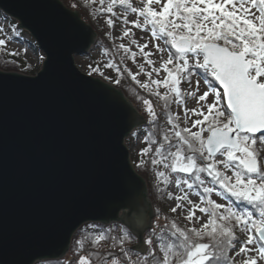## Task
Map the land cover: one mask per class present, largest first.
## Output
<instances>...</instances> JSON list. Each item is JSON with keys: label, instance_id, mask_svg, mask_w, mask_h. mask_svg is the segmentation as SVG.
<instances>
[{"label": "snow or ice", "instance_id": "obj_1", "mask_svg": "<svg viewBox=\"0 0 264 264\" xmlns=\"http://www.w3.org/2000/svg\"><path fill=\"white\" fill-rule=\"evenodd\" d=\"M98 2L101 15L108 14L109 28L115 26L113 17L131 25L121 38L128 37L138 52L124 43L117 48L130 54L133 63L137 55L144 63L136 64L135 73L126 70L163 102L167 127L159 126L152 101H142L147 106L142 123L155 131L145 135L149 146L141 155H151L140 166L150 162L164 169L156 178L181 193L166 194L175 202L171 213L182 215L186 223L181 226L165 215L161 225L156 210L154 225H128L117 253L96 261L81 256L76 264H264V0H138L140 6L132 0H109L106 6L105 0ZM117 6L122 17L114 11ZM129 12L134 19H128ZM133 28L147 34L148 41L132 39ZM10 42L0 38V48L7 49ZM23 52L26 57L28 49ZM7 55L17 58L20 51ZM153 55L158 59H151ZM10 63L16 65V59ZM106 67L120 73L114 63ZM161 72L163 78L152 79ZM140 74L148 80L141 83ZM6 81L0 79V84ZM185 84L192 90H183ZM173 104L182 116L171 111ZM133 237L135 247H125ZM106 238L103 232L97 234V241Z\"/></svg>", "mask_w": 264, "mask_h": 264}, {"label": "water", "instance_id": "obj_2", "mask_svg": "<svg viewBox=\"0 0 264 264\" xmlns=\"http://www.w3.org/2000/svg\"><path fill=\"white\" fill-rule=\"evenodd\" d=\"M0 11L45 56L36 76L0 70V264L64 259L88 223L153 224L126 145L146 117L74 63L97 31L61 0H0Z\"/></svg>", "mask_w": 264, "mask_h": 264}, {"label": "trees", "instance_id": "obj_3", "mask_svg": "<svg viewBox=\"0 0 264 264\" xmlns=\"http://www.w3.org/2000/svg\"><path fill=\"white\" fill-rule=\"evenodd\" d=\"M69 9L73 11H77L81 13V17L92 24L91 16L95 12V2L97 0H61ZM0 17L4 18L7 21L8 31L10 36H8L11 40H21L23 43L32 46L38 53L39 49L26 30L20 28L19 22L15 19L8 17L2 11H0ZM94 26V24H93ZM95 27V26H94ZM18 29L14 31L12 29ZM30 35V36H29ZM29 37V38H28ZM14 38V39H13ZM28 38V40H27ZM117 44L113 42V40H109L106 36L102 34H98V40L95 45L92 47L99 48L102 54L107 58L108 62H113V60L118 59L121 56L122 49L118 50ZM91 49V50H92ZM9 51L8 49L0 48V70L4 72H21L27 75L35 74V67L29 64L26 60L25 54L23 51H20V55L17 58L11 57L7 55ZM40 54V53H39ZM90 56V54H88ZM16 59V65L10 63L11 60ZM42 61V60H41ZM42 68V67H41ZM116 71V70H115ZM94 75L98 76L99 78L103 79L104 76L100 75L99 71H93ZM119 79L120 83L116 84L115 87L121 89L127 98H129L133 104L137 107L138 110L143 111L146 119H147V106L142 103L144 99H150L155 107V110L158 114V124L160 127H167V121L164 115L161 112L162 101H156V97L152 96L151 94L147 93L146 90L139 87V85L131 79L129 72L124 71L118 74L116 80ZM104 82H108L105 80ZM171 111L172 106H171ZM149 131H155V129L150 128L147 124L143 126L138 132L142 135L145 139V135ZM138 133V134H139ZM149 143L144 140V147H148ZM144 161H148L147 157L143 158ZM135 167L137 172L140 173L141 176L146 178V180H150L149 171H148V162L145 163L143 166H140L138 161H134ZM149 184V191H150V198L151 202L153 203L154 212L159 210L162 222V225L166 222L164 220V216L167 215L171 219H176L177 222L183 226V221L170 211L166 209V196H167V187L163 185V183L158 179L157 183L148 182ZM156 222V221H155ZM154 222V224H155ZM93 225L97 227H92ZM128 231L127 228L123 227L122 233L115 234L112 231V226L103 225L100 223H88L81 227L72 239V243L70 247V251L68 256L64 259L60 260H46L42 262H38L36 264H76V261L79 257L85 255L86 257H90L94 261L98 260L100 257L107 258V254L109 252L117 253L119 250L120 239L125 235V232ZM103 232L108 237L103 240L97 241V234ZM241 239H243V234L237 232ZM134 239H130L125 247H134ZM239 245H237L238 247Z\"/></svg>", "mask_w": 264, "mask_h": 264}, {"label": "rangeland", "instance_id": "obj_4", "mask_svg": "<svg viewBox=\"0 0 264 264\" xmlns=\"http://www.w3.org/2000/svg\"><path fill=\"white\" fill-rule=\"evenodd\" d=\"M90 1L93 2V0H90ZM94 2H95V12L91 16L92 24H90L87 21L86 22L89 25H91L97 31L98 34H102L103 36H106L109 40H113V42L115 44L119 45L121 43H124L126 46L131 47L133 51H137L138 52V49L134 45H130L128 37L121 38L123 29L125 27H129L130 28L131 25H123L122 22H121V19H119L117 17H113V19L115 21V26L112 27V28H109V26L106 24V19L108 18V14L105 13V14L101 15V13H100L101 6L99 5L98 0L94 1ZM108 2H109V0H105V6L107 5ZM132 2L134 4V6H140V4L138 3V0H132ZM114 11H116L118 13V16H120V17L123 16V13L121 12V9L119 8V6H117L114 9ZM127 15H128V19L129 20H132V19L135 18L134 14H131L130 12ZM93 24H94L95 27L93 26ZM0 29H4V32H0V38H5V37L8 38V36H10V35H8L9 31H8L7 21L4 18H1V17H0ZM109 32H111V36L107 35V33H109ZM132 32L134 33V35L131 38L132 39H136L138 43L143 44V43L147 42L148 39H149L148 35L143 33V32H141L140 30H137V29L133 28ZM28 38H27V40H28ZM9 40L11 41L9 43L8 47H7V49L9 51H13V50L23 51L24 48L28 49V52H27V55H26V60L29 62L30 65H32L36 69L35 70L36 71L35 74L28 75V76H36L39 73V71L41 70L43 61L45 60L44 54L41 53V51H39V53H40L39 54L32 46L23 43L21 40H11V39H9ZM148 50H152L151 44H149V49ZM88 54H90V56ZM88 54L84 55V56H76L74 63H76L77 67L82 72H84V73H86L88 75H91L93 77H98V76L94 75V73H93V69L98 68L99 72H103L104 73V77H103L102 80L103 81L107 80L108 81L107 83H109L111 85H115L114 81L116 80L117 72L115 71L116 70L115 68L106 67L107 64L114 63V64L118 65L121 72L127 71L126 69H131V71L133 73H135V72L138 71V69L136 67V64L144 63L143 58L140 57L139 55H137L136 62L133 63L130 54L125 53L124 51H122L121 56L118 59L113 60V62H108L107 58L102 54V52H101V50L99 48H94V49L90 50V52ZM38 56H42L43 57L42 61L40 59H38ZM150 58L153 59V60H157L158 56L157 55H153ZM156 66L158 67L159 64L157 63ZM145 68L150 70L147 65H145ZM16 73L23 74L21 72H16ZM24 75H27V74H24ZM163 76H164L163 72H161L160 77H157L156 74L153 73L152 79L163 78ZM106 77H110L111 79L106 78ZM137 79L139 81H141V83H144V82H146L148 80V78L144 74L138 75ZM195 79L196 78H193V86H192L193 88L195 87ZM139 87H140V85H139ZM182 89L185 90V91L192 90L191 88H188V86L186 84L182 85ZM200 89L202 91L206 90V86L204 85V82H203L202 79H201V82H200ZM144 90H146V89H144ZM160 91L163 92L164 90L160 89ZM146 92H147V90H146ZM186 99H187V102H188V106L189 107L193 106V102L191 101V99L190 98H186ZM210 99H211V97H210ZM159 100L160 99L158 97H156V101H159ZM135 108L137 109L136 106H135ZM172 110H173V113L180 112L181 116L183 115V113L180 111V109L175 104L172 105ZM137 111H139L140 114L145 116L143 111H140L138 109H137ZM138 133L139 132L137 130L134 139L133 140H128V142L126 143L128 149H129L130 155H131V160H132L133 163H134L135 160L140 163V161L143 160V158H145L146 155H147V154H145L143 156L141 155V149L145 148L144 144H143V139L144 138H143L142 135H140V133L139 134ZM146 181H148V180H146ZM149 181L152 182V183H156L157 182V180L154 179V177H151V180H149ZM148 182H147V184H148ZM148 188H149V184H148ZM148 191H149V189H148ZM168 191H171L173 193V195H181V193L177 189H175L174 187H167V192ZM149 198H150V194H149ZM191 198L198 202V198L197 197L192 196ZM212 198L216 199L218 202H221V203L226 202V201L223 200V198L217 197L215 195H213ZM165 203H166V209L168 211H170V208L172 206H174V204H175V202L173 200H171L168 196H166ZM174 215H176V214H174ZM183 215H186V213H184ZM197 215H201V214L197 213ZM178 217L183 221L184 224L186 223V221L183 220V216L182 215L178 216ZM243 238H245L244 234H243ZM83 256H85V255H83ZM237 259H239V258H237Z\"/></svg>", "mask_w": 264, "mask_h": 264}, {"label": "built area", "instance_id": "obj_5", "mask_svg": "<svg viewBox=\"0 0 264 264\" xmlns=\"http://www.w3.org/2000/svg\"><path fill=\"white\" fill-rule=\"evenodd\" d=\"M160 224L162 225V222H160ZM113 232L114 233H120L121 232V226L119 224L114 225Z\"/></svg>", "mask_w": 264, "mask_h": 264}]
</instances>
